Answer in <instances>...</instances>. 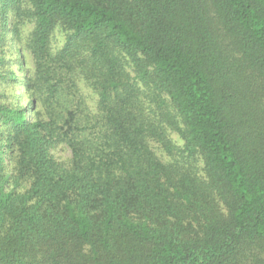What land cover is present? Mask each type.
<instances>
[{"label": "trees", "instance_id": "trees-1", "mask_svg": "<svg viewBox=\"0 0 264 264\" xmlns=\"http://www.w3.org/2000/svg\"><path fill=\"white\" fill-rule=\"evenodd\" d=\"M0 264H264V0H0Z\"/></svg>", "mask_w": 264, "mask_h": 264}, {"label": "rangeland", "instance_id": "rangeland-1", "mask_svg": "<svg viewBox=\"0 0 264 264\" xmlns=\"http://www.w3.org/2000/svg\"><path fill=\"white\" fill-rule=\"evenodd\" d=\"M32 29H33V25L30 23H27L26 25L21 27V32L25 37L24 39L28 37L27 35L31 32ZM65 40H66V33L63 31L62 27H58L54 31L51 37V43H52L53 50L57 51L58 49H60L64 45ZM18 54H19V57H17ZM23 54L27 56V52L24 50V44L23 43L16 44L15 42L11 43V40H10L9 46L7 47V50H6V56L8 60H10V63L7 68L12 69L17 74L20 80L23 79L25 76V71L20 69L19 67L20 66L19 62L21 61ZM24 69H25V66H24ZM78 83H79L81 93L85 97V100L88 106L90 107L92 112L96 113L98 109V100H99L98 94L86 83V81L83 78H80ZM4 88L7 94L13 95L16 92L17 85L16 84H13V85L6 84ZM27 103H28V99L22 100V104H27ZM168 136L176 145L178 146L183 145L182 139L180 138L179 134L176 133L175 131H169ZM150 147L153 149L155 154L163 162L168 163L173 159L156 142L150 141ZM53 153L55 157L61 162H67V160L70 158V151L68 150L66 146H63V145L57 147ZM24 184L25 186H27V181H25Z\"/></svg>", "mask_w": 264, "mask_h": 264}]
</instances>
